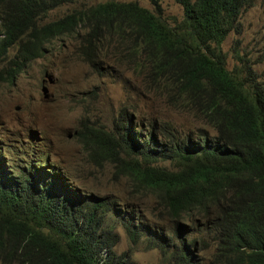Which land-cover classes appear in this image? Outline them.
<instances>
[{
  "label": "trees",
  "instance_id": "1",
  "mask_svg": "<svg viewBox=\"0 0 264 264\" xmlns=\"http://www.w3.org/2000/svg\"><path fill=\"white\" fill-rule=\"evenodd\" d=\"M73 1L0 0V62L8 58L0 78L12 81L63 35L78 36L95 67L105 42L127 60L138 53L167 101L213 133L182 135L155 121L137 127L129 118L77 131L92 164L111 165L112 177L128 179L139 198L151 193L174 223L169 236L120 215L130 242L143 238L168 264H200L196 253L211 248V264H264V79L241 57L230 68L221 47L252 0H176L184 13L175 26L159 0H151L154 11L109 0L41 22ZM43 162L14 173L0 156V264H137L114 251L119 235L105 223L115 201L75 190ZM191 223L198 232L188 239Z\"/></svg>",
  "mask_w": 264,
  "mask_h": 264
},
{
  "label": "rangeland",
  "instance_id": "2",
  "mask_svg": "<svg viewBox=\"0 0 264 264\" xmlns=\"http://www.w3.org/2000/svg\"><path fill=\"white\" fill-rule=\"evenodd\" d=\"M106 1L109 0L65 3L48 11L41 22ZM115 1L137 2L154 11L151 0ZM159 6L170 25L175 26L183 19V8L176 0H159ZM239 23L221 45L228 66L239 67L241 57L264 79V0H252L241 12ZM79 42L78 36L58 37L12 81L0 78V156L6 168L14 173L30 164L38 167L39 161L45 160L44 170L63 174L75 190L115 201L118 210L109 212L105 223L115 225L114 232L119 235L114 251L127 253L137 264H168L161 260L157 248L147 247L143 238L137 243L130 242L120 215L135 220L136 224L140 221L156 227L169 236L174 228L172 220L151 193L139 198L129 191L128 179H114L111 165L92 164L76 133L84 125L110 128L115 120L123 118H129V123L137 127L155 121L159 129L167 123L182 135L199 127L213 131L191 113L179 111L167 101L163 90L147 77L138 53L127 60L125 52L105 42V55L95 67L81 55ZM14 53L15 48H11L9 57ZM7 60L0 62V70ZM195 224L191 223L192 232L185 235L188 239L196 237ZM212 251L213 248L196 253L200 264H211Z\"/></svg>",
  "mask_w": 264,
  "mask_h": 264
}]
</instances>
